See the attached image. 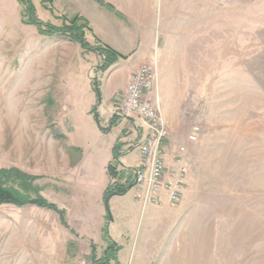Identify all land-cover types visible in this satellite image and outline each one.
Listing matches in <instances>:
<instances>
[{
	"label": "rangeland",
	"instance_id": "1",
	"mask_svg": "<svg viewBox=\"0 0 264 264\" xmlns=\"http://www.w3.org/2000/svg\"><path fill=\"white\" fill-rule=\"evenodd\" d=\"M31 3L34 16L43 24L62 27L73 17H82V0ZM154 9L160 39L156 62L161 59L165 33L176 40V50L185 37L193 40L195 48L193 36L198 31L197 46L204 59L201 70L205 75L219 74L220 90L217 93L214 86L213 93L204 94L203 108L197 101L201 135L199 142L194 141L192 156L197 173L188 185L191 193L183 198L188 204L181 210L182 219L168 204L160 203L162 198L158 204L146 205L154 209L150 216V207L142 214L137 208L135 226L126 228L136 230L134 235L139 243L145 241L146 251L144 256L139 247L129 262L140 256L141 264H264V0H155ZM28 16L18 0H0V167L12 166L38 176L36 183L49 202L62 201L64 195L53 196V192L63 179L74 188L78 203L87 204L91 193L96 196L90 183L92 178L98 181L105 148L127 135L131 144L135 136L129 134L137 135V131L130 116H121L122 123L108 134L95 122L93 107L106 133L110 121L105 119L114 115L116 105L107 113L98 109L108 76L100 69L103 55L92 49L101 45L93 44L88 30L83 31L85 48L62 33H39ZM196 22L203 28H195ZM158 88L161 104L160 83ZM125 125L131 128L127 134L122 129L127 130ZM52 127L63 137L56 138ZM136 150L128 156L129 164L138 157ZM79 155L84 156L82 170L66 174L68 158L72 164ZM120 155L119 151L106 165L115 162L112 166L118 173ZM87 166L97 177H86ZM117 181L121 179L111 178V183ZM183 191L180 201L172 205L184 201ZM106 192L104 205L112 219L122 207L140 203L134 198V187L118 202L110 201V196L105 199ZM27 208L0 205V251L5 244V220L19 224L20 212L28 213ZM123 216L119 221L125 224ZM80 258L91 262L86 256Z\"/></svg>",
	"mask_w": 264,
	"mask_h": 264
},
{
	"label": "crops",
	"instance_id": "2",
	"mask_svg": "<svg viewBox=\"0 0 264 264\" xmlns=\"http://www.w3.org/2000/svg\"><path fill=\"white\" fill-rule=\"evenodd\" d=\"M82 2L83 10L78 11L88 22L89 30L87 32L90 34L93 44L109 46L125 56L103 71V74L107 73L108 82L106 95H102L98 109H104V112L107 113L112 107L118 105L126 92L131 74L144 64L153 63L154 65L156 83L158 81L162 86L163 101H161L160 110L167 131L162 154L167 166H171L178 156L182 157V163L187 166L182 195L184 201H181L182 203L176 207L172 205L167 195H164L160 203L168 204L173 212L177 211V219L179 218L180 221L184 214L181 210L188 204L183 198L185 194L187 198L191 193L188 185L191 184L192 177L197 173L196 158L192 157L195 142L188 139V134L195 125L199 127L198 142L201 135L200 126L196 124L197 101L198 106L203 108L204 94L209 93L210 90L213 93L214 86L215 91L219 93L220 76L214 74V71L205 75L201 70L204 59L203 52H199L197 46L198 41L201 42L200 37H197L198 31L193 36L195 44L197 42L195 48L192 46L191 41L193 40L190 37H185L176 50L173 46L177 45L176 40L165 33V39L161 45V59L159 63L156 62L160 39L157 40L155 0H82ZM195 25V28H203L201 23L196 22ZM166 26L164 25V30H166ZM113 73L117 77L112 78ZM158 83L157 91H159ZM99 113L103 115L102 112ZM201 114L198 115L199 119ZM105 120L111 121V116ZM122 121L123 118L120 117L115 125H109L108 131L106 133L102 131V133L108 134L116 127L118 128ZM130 122L132 123V121ZM124 127L127 129L126 125ZM122 129L127 134L131 128ZM131 135L136 136V132L129 134V136ZM127 136L123 139L117 137L109 148H105L99 162L98 181L96 180L97 183H94L92 178L90 183V190L95 192L96 196L91 193L88 196L87 204L78 203L74 188H70L67 185L68 182L62 179L70 172L76 173L82 170L84 156H77L72 164L68 158L67 173L61 177L63 185L57 192H53V196L62 194L64 196L61 198L62 201L52 199V203L57 208L64 210L67 226L61 222L56 211L36 205L19 207V209L25 206L29 207L27 208L28 213L20 212L19 224L12 222V219L5 220L7 227L5 228V244L3 250L0 251V264H73L81 256H86L90 260L94 255L95 257L103 256L105 248L111 244H114L111 253H109L113 254L110 259L111 264H130L131 254L135 253L136 255L139 247L145 256V241L139 243V236L136 237V233L134 235L136 230L130 231L126 226L134 225L136 215H138L137 208L142 214L150 206L143 208L140 203H131L129 207L125 206L124 210L122 207L119 211L121 214L113 215V219L110 220L104 205V192L107 185L111 184V178L108 177L110 175H108V170H105V166L114 158L115 144H118V151L121 152L118 159L121 167L135 164L139 157L138 153V157L129 164L128 156L136 149L125 150L129 145ZM119 143H123V145ZM72 146L74 145L69 147L77 152ZM181 146L184 147L183 151H180ZM87 169L85 170L86 177L87 174L96 176L92 174L96 172L91 171L88 166ZM128 191L123 194H113L109 200L118 202L126 198ZM76 206L79 209L73 214V209ZM90 209L94 210L93 214L87 213ZM149 213H154L152 207L148 208V216H150ZM121 215L127 218V223L119 221L122 219ZM13 225L14 227H12ZM104 230H106V234ZM92 246L95 248L94 252ZM139 257L134 262V256L131 264H141Z\"/></svg>",
	"mask_w": 264,
	"mask_h": 264
},
{
	"label": "built area",
	"instance_id": "3",
	"mask_svg": "<svg viewBox=\"0 0 264 264\" xmlns=\"http://www.w3.org/2000/svg\"><path fill=\"white\" fill-rule=\"evenodd\" d=\"M159 102L154 65L147 63L131 74L126 92L114 108L115 114L132 117L137 131L126 151L137 149L139 157L134 165L122 167L121 171L126 174L121 183L127 181L126 185L134 187V196L142 206L158 204L163 195H168L172 204L178 203L187 173V166L179 156L171 166H167L163 159L162 148L167 131ZM198 131L199 127L193 126L188 134L191 142L197 140ZM183 150L181 146L180 151ZM75 264L89 262L79 258Z\"/></svg>",
	"mask_w": 264,
	"mask_h": 264
},
{
	"label": "trees",
	"instance_id": "4",
	"mask_svg": "<svg viewBox=\"0 0 264 264\" xmlns=\"http://www.w3.org/2000/svg\"><path fill=\"white\" fill-rule=\"evenodd\" d=\"M21 2L25 8L26 12L29 13V18L31 24H34L37 27V30L41 34H56L62 33L70 37V39L74 40L75 42L80 43L82 47L87 48L88 44L84 42V29L89 30L88 22L83 17L75 16L73 17L70 22L66 23V25L62 27H56L49 23L43 24L39 19H37L34 14V9L31 3V0H18ZM80 22L81 24H78ZM94 52L103 55V61L100 65V69L105 71L109 68L112 64H114L119 58H125V56L121 55L114 49L109 46H96L92 48ZM98 90V88H97ZM95 122L97 126L103 131L105 130L100 126L99 116L96 113V108L93 107L92 109ZM121 116L114 114L111 117L110 125H114ZM53 128V127H52ZM53 133L56 138H62L63 135L60 134L56 129L53 128ZM114 158H117L119 154L118 151V144H115L114 148ZM121 153V152H120ZM108 173L111 178H115L116 176L118 179H122L124 176V172L121 171L118 173L116 168L113 167L111 164L107 167ZM39 177L36 175L29 174L25 171H22L16 167H0V205L1 204H12L18 207L24 205H36L39 207H45L56 211L60 217L61 222L67 226V222L65 219V212L62 209L57 208V206L49 202L43 195L41 194L42 187L36 183V180ZM129 185H124L120 182H114L107 187V194L105 199L108 196L113 194H123L126 192V188ZM106 234V230H104ZM70 245V244H69ZM114 244L109 245L104 250V255L100 258H96L95 255L91 257V262L89 264H110V259H112L111 255L109 254L112 251ZM94 246H92V251L94 252Z\"/></svg>",
	"mask_w": 264,
	"mask_h": 264
},
{
	"label": "water",
	"instance_id": "5",
	"mask_svg": "<svg viewBox=\"0 0 264 264\" xmlns=\"http://www.w3.org/2000/svg\"><path fill=\"white\" fill-rule=\"evenodd\" d=\"M115 114V113H114ZM113 116V115H112ZM128 119L130 120V121H133V118L132 117H128ZM130 189V187H128V188H126V191H128ZM110 220H111V217H110Z\"/></svg>",
	"mask_w": 264,
	"mask_h": 264
}]
</instances>
